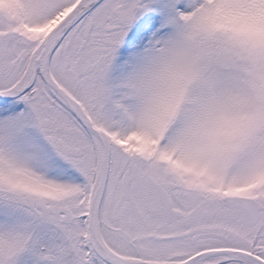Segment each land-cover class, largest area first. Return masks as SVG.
Segmentation results:
<instances>
[{
    "label": "rangeland",
    "instance_id": "1",
    "mask_svg": "<svg viewBox=\"0 0 264 264\" xmlns=\"http://www.w3.org/2000/svg\"><path fill=\"white\" fill-rule=\"evenodd\" d=\"M79 1L0 0V91L21 81L35 51ZM108 39L117 46L107 47ZM59 46L52 74L109 144L99 208L106 245L158 263L147 246L130 244L142 228L123 207L135 195L128 192L213 185L220 212L229 215L220 230L249 234L219 243L253 246L264 234V0H102ZM37 112L58 117L48 123L53 133L40 128ZM98 156L95 138L42 77L0 102V264H108L89 222ZM239 196L258 201L256 225Z\"/></svg>",
    "mask_w": 264,
    "mask_h": 264
},
{
    "label": "flooded vegetation",
    "instance_id": "2",
    "mask_svg": "<svg viewBox=\"0 0 264 264\" xmlns=\"http://www.w3.org/2000/svg\"><path fill=\"white\" fill-rule=\"evenodd\" d=\"M104 44L110 48L117 46L110 39L104 40ZM69 47L65 46L67 50ZM62 50L63 47L60 51ZM79 102L92 118L94 125L98 127L94 117L85 105L80 100ZM62 103L66 106L64 102ZM69 111L79 125L88 132L75 114L70 109ZM56 118L52 115L38 116V112L36 117L38 125L46 133H53V129L49 128L48 123H51L53 119L57 122ZM48 138L51 139L52 143L56 142L55 137L52 138V136H49ZM62 146L61 143H58L59 148H62ZM64 149L66 152L69 151V148L66 146ZM210 187L212 189L215 188L213 185ZM212 189L210 191L201 189H150L146 191L128 192L129 194L133 193L135 195L127 196L123 200V207L127 208L130 206V209L133 210L132 215L130 217L128 216L132 220V226L139 228L137 224H134L138 220V222L141 221V225H139L141 226L140 229L142 228L141 235L131 240V246L136 247L138 244L147 246V252L150 256L158 261V263L163 264L183 263L191 258H194V260L190 264H214L211 262V259L215 256L213 251L222 248L246 250L264 260V234L258 239L254 238L252 242L253 246L251 247L236 243H219L220 240L229 237L234 238V236H237L238 239L242 236L244 239L249 234L246 232L245 236L242 233L239 237L235 234V231H230L227 227L225 228L228 231H223V228L220 230L219 220L224 217L228 219L229 215H224L220 212L218 193L215 192L216 189ZM225 200H229V198ZM51 213L60 216L62 211L51 209ZM68 216H71L70 212ZM231 230L233 229L231 228ZM101 260L104 263L111 264L103 256ZM216 264H252V262L244 258L236 257Z\"/></svg>",
    "mask_w": 264,
    "mask_h": 264
},
{
    "label": "water",
    "instance_id": "3",
    "mask_svg": "<svg viewBox=\"0 0 264 264\" xmlns=\"http://www.w3.org/2000/svg\"><path fill=\"white\" fill-rule=\"evenodd\" d=\"M102 0H80L73 9L59 22V24L53 29L46 41L43 43V54L32 61L33 73L30 81L19 88L18 90L0 91V99H12L24 94L35 83L38 74L40 73L46 84L51 90L72 110L77 116L82 125L91 133L97 142V138L102 144V150L99 151L98 167L96 172V178L94 183L93 192L89 204V222L91 228L92 238L96 244V247L100 254L111 264H160V263H147L138 262L129 258H126L113 250H111L105 243L99 225V208L100 202L103 197V193L106 187L108 178L109 163H110V149L109 144L104 133L94 125L92 118L85 111L81 103L68 93L56 80L50 70V60L58 48L64 37L70 31V29L86 14H88L96 5ZM69 47V42L66 44ZM62 49V47H60ZM123 182L125 186L129 187L131 182L130 171L127 169L130 162V154L124 152L123 154ZM240 203L246 211L248 222L250 225H256L262 216L261 208L258 201L254 197L242 196L240 197ZM214 255L218 254H234L237 257L250 260L256 264H264V260L246 250L234 249V248H222L213 251ZM194 258L187 260L183 263L173 264H190Z\"/></svg>",
    "mask_w": 264,
    "mask_h": 264
},
{
    "label": "bare ground",
    "instance_id": "4",
    "mask_svg": "<svg viewBox=\"0 0 264 264\" xmlns=\"http://www.w3.org/2000/svg\"><path fill=\"white\" fill-rule=\"evenodd\" d=\"M43 50H44V45H41L34 53L33 55V61L36 60L37 58H39L42 54H43ZM32 73H33V66L31 65L30 68L28 69V71L26 72V74L23 76V78L21 79V81L14 87L12 88V90H18L19 88L23 87L24 85H26L31 77H32ZM97 144H98V149L101 152L102 150V144L100 142V140L97 138ZM237 256L234 254H218L215 255L212 259L211 262H213L214 264L219 263L221 261H226L229 260L231 258H236ZM252 264H256V263H252Z\"/></svg>",
    "mask_w": 264,
    "mask_h": 264
}]
</instances>
